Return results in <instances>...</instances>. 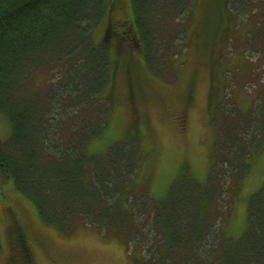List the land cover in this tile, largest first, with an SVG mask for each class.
Wrapping results in <instances>:
<instances>
[{"label":"rangeland","instance_id":"374dc122","mask_svg":"<svg viewBox=\"0 0 264 264\" xmlns=\"http://www.w3.org/2000/svg\"><path fill=\"white\" fill-rule=\"evenodd\" d=\"M112 1L93 30V40L102 43L108 19H129L134 25L133 47H127V54L124 49H112L115 62L108 77L92 108L84 109L89 119L88 112L93 113L94 126L87 124L89 134L97 127L100 132L88 140L83 135L76 139L82 145L75 158L85 155L99 162L96 159L105 157L117 143L126 159L136 154L135 171L132 174L124 169L123 182L130 179L129 196L146 210L169 193L179 173L202 183L211 182L216 173L225 181L227 192L219 205L224 211L218 215L217 228L225 237L240 238L249 226L251 194L264 187V0H230L228 16L221 17L228 31L213 37L210 53L200 32L205 6L215 0H160L147 14L148 33L135 21L131 0H115L111 11ZM122 5L124 11L115 8ZM112 28L110 22L108 29ZM65 62L49 57L36 64L25 92L35 98L49 92L55 76L52 71L59 74L55 67ZM52 104L42 106L40 102L36 107L45 113ZM62 119V134H67L71 131L69 117ZM131 127H138L141 133L127 143L129 138L124 135ZM10 129L8 118L0 115L2 140H7ZM240 160L248 161L246 170L241 169ZM83 179L85 184L92 182L89 175ZM124 183L123 190L117 181L105 189L117 191L122 204L126 203ZM53 193L52 187L48 189V195ZM113 197L114 193L109 195L108 202ZM228 197L231 202L226 206ZM141 206L137 210L140 219L146 213ZM68 209L63 213L64 218L68 215L64 228L40 218L36 204L15 187L13 178L5 176L0 166V264L28 263L21 255L27 254L26 250L31 254L29 264H136L143 249L147 253L146 246L151 245L143 237L130 246L127 242L143 226L140 220L118 229L105 226L108 221L94 218L93 213ZM21 239L26 249L21 248ZM203 249L205 254L227 253L219 241Z\"/></svg>","mask_w":264,"mask_h":264},{"label":"trees","instance_id":"16d2710c","mask_svg":"<svg viewBox=\"0 0 264 264\" xmlns=\"http://www.w3.org/2000/svg\"><path fill=\"white\" fill-rule=\"evenodd\" d=\"M158 1L131 0L135 21L145 33L149 31L145 24L147 14ZM109 3L110 0H0V115L6 116L11 123L7 140L0 138L1 171L12 177L15 187L36 204L40 218L62 228L66 227L68 215L64 218L63 213L67 207L69 211L80 208L85 215L93 213L94 218L108 221L105 226L116 225L118 229L138 220L144 222L137 235L127 241L130 246L143 237L151 243L146 246L147 253L146 248L143 249L136 264H264V187L251 194L247 231L233 239L221 235L219 226L217 228L218 218L224 211L219 205L223 204L227 192L225 181H220L216 173L209 183L190 177L187 180L185 172L179 173L169 193L146 210L141 202L129 196L130 179L124 183L122 172L126 169L134 173L136 154L126 159L122 145L117 143L105 157L96 159L99 162L85 155L75 158L82 145L76 139L83 135L88 140L100 132L97 127L89 134L87 124L94 126L93 113L88 112L89 119L84 109L92 108L95 96L108 77L109 67L115 62L112 49H124L127 54L133 47L130 43L134 38V25L131 21L128 23L129 19H125L127 22L115 17L108 19L102 43L93 40V30L106 14ZM209 5L205 6L200 36L210 53L213 37L219 31H228L227 26L223 28L221 17L228 16L226 7L232 4L230 0H215ZM121 7L124 11L123 5L115 8ZM110 22L112 29H108ZM76 56L80 57L75 60ZM49 57L58 62L73 60L74 63L65 62L55 67L59 68V74L52 71L55 76L50 80L49 92L32 97L25 88L32 79L33 67ZM136 64L134 61L130 66L133 68ZM131 67L128 69L133 71ZM140 87L144 89L138 84ZM192 94L190 91V98ZM70 98L72 101H67ZM51 101L52 107L45 113L36 107V103L45 106ZM261 113L258 110L259 116ZM64 116L69 117V136L62 134ZM126 133L124 137L129 138L127 143H130L141 130L131 127ZM224 135L223 129L222 137ZM239 162L242 170L248 168L247 160ZM85 175L91 177L90 184H85ZM116 181L122 185L121 190L124 183V204L120 203L117 191H105ZM51 187L55 196L54 193L48 195ZM113 193V200L108 202ZM230 202L228 197L225 205ZM140 206L146 212L142 219L137 213ZM21 241L24 249L23 239ZM218 241L226 246L227 253L205 254L203 248L218 244ZM26 252L21 255L29 264L31 254Z\"/></svg>","mask_w":264,"mask_h":264},{"label":"flooded vegetation","instance_id":"af4514ba","mask_svg":"<svg viewBox=\"0 0 264 264\" xmlns=\"http://www.w3.org/2000/svg\"><path fill=\"white\" fill-rule=\"evenodd\" d=\"M126 68H130V67H126ZM132 86V85H131ZM137 86H138V84H137Z\"/></svg>","mask_w":264,"mask_h":264}]
</instances>
